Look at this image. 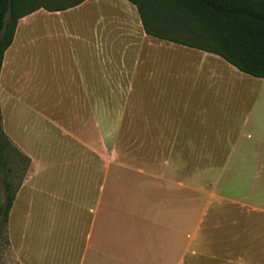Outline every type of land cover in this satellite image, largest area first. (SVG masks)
Wrapping results in <instances>:
<instances>
[{
	"label": "crops",
	"instance_id": "obj_1",
	"mask_svg": "<svg viewBox=\"0 0 264 264\" xmlns=\"http://www.w3.org/2000/svg\"><path fill=\"white\" fill-rule=\"evenodd\" d=\"M37 13L44 25L41 68L50 70L60 85L55 99H95L100 87L111 89L114 63L126 69L131 60L139 67L147 56L152 69L142 75L151 79L154 101L159 98L153 116L169 119L163 124L168 129L159 131L182 134L188 147L198 142L216 150L196 158L218 166V203L205 207L200 230L194 229L192 209L178 207L167 195L158 202L145 193L136 205H100L94 189L87 203L70 205L60 200L58 189L46 185L50 176H41L39 190L75 224L71 236L58 237L56 246L48 248L51 264H264V78L243 73L216 54L146 34L128 0H84L61 11L38 9L18 20L3 55L0 87L7 80L6 69H12L8 53L27 45L29 21ZM15 89L16 99H25L16 84ZM2 118L7 139L36 159L25 142L8 135L14 132ZM183 161L167 158L163 163ZM46 169L43 164L39 171ZM26 185L27 179L21 187ZM19 195L14 194L11 208ZM24 198L27 220L33 201ZM9 223L11 231V219Z\"/></svg>",
	"mask_w": 264,
	"mask_h": 264
},
{
	"label": "rangeland",
	"instance_id": "obj_2",
	"mask_svg": "<svg viewBox=\"0 0 264 264\" xmlns=\"http://www.w3.org/2000/svg\"><path fill=\"white\" fill-rule=\"evenodd\" d=\"M28 26L27 45L8 53L12 69H6L7 80L0 87V111L3 109L2 119L7 118L14 132V136L8 135L25 142L31 154L38 156L32 161L11 139L1 151L2 202L8 194L20 195L6 223L0 219V264H51L48 248L56 246L58 237L73 233L75 224L67 220L68 214L60 213L61 208L39 190L43 175L50 176L51 181L47 179L45 184L58 189L60 200L70 205L87 203L88 192L94 189L100 205H136L145 193L158 202L167 195L178 207L192 209L194 229L200 230L205 207L218 203V166L203 164L196 156L216 150L198 142L188 147L182 134L159 131L168 129L163 124L169 119L153 116L159 98L154 101L151 79L142 75L146 68L152 69L149 58L139 61V67L130 60L126 69L115 68L114 63L111 93L109 87L107 92L99 86L95 99H55L59 96L58 80L50 70L41 68L39 36L44 25L40 13ZM34 38L38 39L33 42ZM126 72L129 77L120 76ZM15 84L25 99H16L19 90ZM3 127L7 131L8 126ZM167 158L186 161L163 163ZM43 164L47 169L41 174ZM26 179V187H31L28 191L21 187ZM25 195L33 201L27 220ZM88 228L86 223L85 230Z\"/></svg>",
	"mask_w": 264,
	"mask_h": 264
},
{
	"label": "trees",
	"instance_id": "obj_3",
	"mask_svg": "<svg viewBox=\"0 0 264 264\" xmlns=\"http://www.w3.org/2000/svg\"><path fill=\"white\" fill-rule=\"evenodd\" d=\"M84 0H0V68L20 18L38 10L61 11ZM146 34L216 54L239 71L264 78V0H128ZM8 141L1 127L0 154ZM14 194L4 202L6 223Z\"/></svg>",
	"mask_w": 264,
	"mask_h": 264
}]
</instances>
